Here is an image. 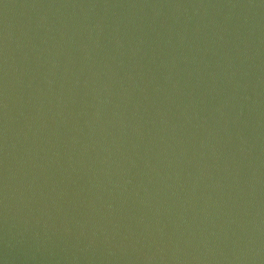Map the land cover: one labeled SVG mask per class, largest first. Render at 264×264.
Masks as SVG:
<instances>
[{
	"label": "water",
	"instance_id": "95a60500",
	"mask_svg": "<svg viewBox=\"0 0 264 264\" xmlns=\"http://www.w3.org/2000/svg\"><path fill=\"white\" fill-rule=\"evenodd\" d=\"M0 264H264V0H0Z\"/></svg>",
	"mask_w": 264,
	"mask_h": 264
}]
</instances>
